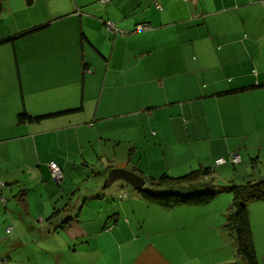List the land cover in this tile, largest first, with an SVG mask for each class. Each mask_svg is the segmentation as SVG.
<instances>
[{"label":"crops","instance_id":"crops-1","mask_svg":"<svg viewBox=\"0 0 264 264\" xmlns=\"http://www.w3.org/2000/svg\"><path fill=\"white\" fill-rule=\"evenodd\" d=\"M29 6L22 27L6 32L0 16V228L20 243L36 229L38 264H193L198 206L165 209L120 181L101 188L113 168L159 193L167 186L148 183L164 174L208 169L198 184L216 172L233 183L264 166V0ZM23 112L41 119L18 122ZM234 151L238 165L216 166ZM249 225L254 245L264 224L250 214Z\"/></svg>","mask_w":264,"mask_h":264},{"label":"rangeland","instance_id":"rangeland-1","mask_svg":"<svg viewBox=\"0 0 264 264\" xmlns=\"http://www.w3.org/2000/svg\"><path fill=\"white\" fill-rule=\"evenodd\" d=\"M7 2H4V10L0 15L4 22V31L6 32L17 27H22L25 22L30 21V19L34 18L37 14V7L27 5L26 0H7ZM247 163V166H249V162ZM236 169L237 167L235 170ZM258 174L264 177V166L260 164L255 167V171L251 174L247 172V176L244 175L241 180H237L238 182L230 183L218 180L219 174L217 175L216 172L214 178H209L208 182H202V189L205 188L206 190L207 184H210V189H223L234 183L238 185L244 183V180L248 181L252 177L258 179ZM125 185L129 186L127 184ZM4 193L3 197H7L9 201L12 200L8 198L6 190ZM115 200L117 204L118 198ZM231 202V195L228 192L221 191L210 203L196 207V225L188 228V234H191V241L189 245L185 247L187 250L186 256L191 262L193 261V264H216L217 259L226 261V264H246L237 253L235 233L228 226L227 222L228 210ZM1 206L0 203V207ZM246 209L248 220L249 215H252L254 227L264 224V219L260 218L261 213L264 214V203L258 201L251 204L248 203ZM261 230L262 229L259 228L258 233L255 232L254 234V251L258 264H264V231L261 233ZM24 233L26 235L20 243L18 240L14 239V233L11 230L5 231V225L3 228H0V264H28L29 260L32 261V263L29 264H38L35 263L37 260H40L41 257L38 244L41 243L43 245L44 242L39 241V237L36 236V229L35 233L32 231ZM251 233H253V230ZM34 235L35 238H33ZM48 261L50 262L51 260L48 259Z\"/></svg>","mask_w":264,"mask_h":264},{"label":"trees","instance_id":"trees-1","mask_svg":"<svg viewBox=\"0 0 264 264\" xmlns=\"http://www.w3.org/2000/svg\"><path fill=\"white\" fill-rule=\"evenodd\" d=\"M27 5L32 0H26ZM106 4V3H105ZM1 10V6H0ZM84 39L81 35L80 40ZM41 117H32L23 112L18 115V122L38 121ZM208 169L192 171L178 178H169L166 174L157 181H149V185L166 187V192H155L148 189L139 190L146 200L157 204L165 209H172L177 206H201L210 203L221 191L228 192L232 202L228 210V226L233 230L236 237L237 253L246 264H257L252 233L247 216V204L252 201L264 200V178L248 180L243 184H232L223 189L203 188V183H197L201 177L211 175ZM187 183V185H180ZM166 185V186H165Z\"/></svg>","mask_w":264,"mask_h":264},{"label":"built area","instance_id":"built-area-1","mask_svg":"<svg viewBox=\"0 0 264 264\" xmlns=\"http://www.w3.org/2000/svg\"><path fill=\"white\" fill-rule=\"evenodd\" d=\"M108 1L109 0H100V2L103 4L107 3ZM155 5L157 8H160V6L157 2H155ZM136 29L137 30H145V29H149V26L147 24H140V25L136 26ZM106 30H108V32L113 33V34L118 33L117 28L115 27V25L111 21L106 22ZM240 162H241L240 155L237 151L230 152L229 155L227 156V158H218L215 160L216 166L222 165L225 163H229L233 166H236ZM48 168H49L52 179L57 183L61 182L63 179L62 169L54 162H51L49 164ZM8 230H11V228L9 227Z\"/></svg>","mask_w":264,"mask_h":264},{"label":"water","instance_id":"water-1","mask_svg":"<svg viewBox=\"0 0 264 264\" xmlns=\"http://www.w3.org/2000/svg\"><path fill=\"white\" fill-rule=\"evenodd\" d=\"M117 181L128 184L136 190L146 189L147 186L146 180L136 172L125 168H113L109 170L101 189L105 190Z\"/></svg>","mask_w":264,"mask_h":264}]
</instances>
